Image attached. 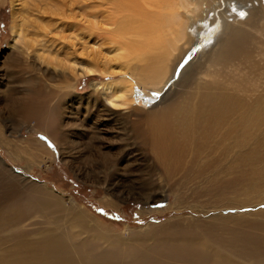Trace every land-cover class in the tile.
<instances>
[{
  "label": "rangeland",
  "instance_id": "rangeland-1",
  "mask_svg": "<svg viewBox=\"0 0 264 264\" xmlns=\"http://www.w3.org/2000/svg\"><path fill=\"white\" fill-rule=\"evenodd\" d=\"M37 1L38 5L30 0H0V264L38 250L42 241L54 234L67 235L74 241L72 245L83 240L91 244L93 240V244L101 246L97 247L98 252L105 249L125 254L127 264H140L138 252L161 263L222 264L219 259H223L221 254H227L235 228L247 223L264 225V202H257L252 195L244 198L242 178L252 170L229 171L228 161L224 160L200 171L194 164L173 163L170 175H166L154 160L150 146L139 144L141 140L135 132H146L147 124L140 121L150 113L151 108H147L155 103L154 98L142 94V104L136 102L138 110H116L109 116L105 110L111 105L103 96V86L120 76L100 74L99 80L80 77L92 51L98 52L93 54L96 57H101V52L108 55L106 47H102L105 37L99 30L103 21L97 6L100 0ZM245 1L264 12L263 0L238 3L246 4ZM16 10L31 20L28 33L35 38L31 48L14 37ZM91 20L94 25L89 24ZM251 31L258 33L252 41L256 50L250 48L258 69L252 73L248 68L246 87L259 95L264 89V80H260L264 72V55L260 57L264 52V33ZM97 37L101 41L94 45ZM48 55L57 57L55 63H67L66 67L56 69L44 63ZM40 67L69 75L73 69L79 76L75 90L78 96L73 101L65 89L57 93L58 81L46 77V83L37 85L34 101L47 103L41 112L48 115L54 106L59 108L58 129L54 131L57 142L41 132L42 125L41 130H36L37 120L30 119L23 109L30 102L26 81ZM196 86L197 82L185 88L174 101L180 103L192 97ZM251 92L243 96L247 101ZM93 94L100 99L99 111L106 113L101 117L105 120L102 125L98 113H88L83 104L93 100ZM76 97L81 98L80 103ZM14 99L19 103L12 105ZM131 121L135 122L131 125ZM118 122L125 125L124 129ZM95 125H99L96 130ZM127 169L134 174L129 176ZM148 170L149 182L143 184L147 190L141 192L137 180ZM244 200L251 204L239 205ZM238 222L245 225L238 226ZM182 247L208 250V258L174 260L168 255V250ZM258 258V254L233 255L228 264H264V258ZM25 260L11 261L22 264Z\"/></svg>",
  "mask_w": 264,
  "mask_h": 264
},
{
  "label": "bare ground",
  "instance_id": "bare-ground-1",
  "mask_svg": "<svg viewBox=\"0 0 264 264\" xmlns=\"http://www.w3.org/2000/svg\"><path fill=\"white\" fill-rule=\"evenodd\" d=\"M30 1L38 5L37 0ZM217 1L100 0L97 6L101 8L98 12L103 14V21L99 27L103 30L98 29L105 37L104 43L108 45L100 46L103 49L106 47L108 55L101 52L102 56L96 57L93 54L97 55L98 52L92 51V57L87 58L80 77L85 75L88 79L99 80L100 74L111 78L120 76V79H113L103 86V96L111 105V108L105 110L109 116H113L116 110L134 112L139 107L136 102L142 104V94L154 98L155 103L147 108L152 110L146 118L140 119V122L145 121L147 124L146 132H135L139 134V144L150 146L154 160L166 175H170L173 163L176 166L194 164L200 171L226 160L229 171L241 168L246 169L245 172L252 170L242 178L244 198L252 195L260 203L264 202V89L256 95V91L246 87V79L250 75L248 68H251L252 73L258 69L253 64L254 52L250 51V48L256 50L252 41L258 33H253L251 29L264 33V12L248 5L247 1L246 4H239L238 0ZM95 16L99 17L98 14ZM13 17L16 41L20 39L26 47H33L35 38L28 33L32 26L31 20L17 10ZM89 24L94 25L95 21L91 20ZM93 41L94 45L95 42L98 45L101 39ZM262 54L263 51L260 57H263ZM82 55L86 56V53ZM259 59L260 63L264 60ZM56 60L57 57L48 55L44 63L54 65L56 69L66 67L67 63L60 60L55 63ZM56 69L44 71L40 67L32 71L26 81L30 102L23 108L30 119L37 120L36 130H41L42 125L44 129L41 132L55 142L57 137L54 131L58 129L59 119L56 112H59V108L54 106L48 115L41 112L47 103L34 101V97L38 96L37 85L40 82L46 83L45 78L48 77L60 83L57 93L65 89L72 101L75 100L74 96H78L75 93L78 87L75 71L70 70L75 76L72 77L65 71L58 74ZM262 75L261 81L264 80V72ZM196 82L198 86L194 87L192 97L184 98L180 103L174 101L185 88ZM248 92L251 94L247 101L243 96ZM76 98L80 103L81 98ZM91 98L93 100H86L87 105L85 102L83 104L87 106L88 113L95 110L99 121L103 120L101 117L106 113L99 111L102 107L100 99L94 94ZM12 102V105L19 103L15 99ZM104 122H99V125ZM95 126L96 130L98 126ZM118 126L121 129L125 127L119 122ZM131 171L125 170L129 176L134 174ZM150 174L148 170L139 176L137 181L140 182L138 189L141 192L147 190L143 184ZM249 204L251 201L244 200L239 205ZM236 225L245 224L238 222ZM261 225L247 223L235 228L227 244V254H221L223 259H219L220 263H230V256L233 255L240 257L258 254V260L264 258V234L260 233V230L264 231V225ZM46 241H42L43 245L38 250L33 249L11 260L25 257L22 264H127L125 254L105 249L98 252L101 246L93 244V240L91 244L83 240L72 245L74 241L67 235L54 234L48 235ZM175 251L168 250V255L174 260L202 261L209 255L208 250L194 247H182ZM217 252L214 255L219 257ZM136 254L140 264H170L161 263L159 259H154L155 262L139 252ZM11 260L4 262L12 264Z\"/></svg>",
  "mask_w": 264,
  "mask_h": 264
}]
</instances>
